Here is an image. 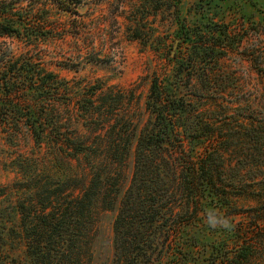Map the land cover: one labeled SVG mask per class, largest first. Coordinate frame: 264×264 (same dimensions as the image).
I'll list each match as a JSON object with an SVG mask.
<instances>
[{
  "label": "trees",
  "instance_id": "obj_1",
  "mask_svg": "<svg viewBox=\"0 0 264 264\" xmlns=\"http://www.w3.org/2000/svg\"><path fill=\"white\" fill-rule=\"evenodd\" d=\"M155 1L100 0L98 15L80 19L79 8L92 9L90 0H0V143L20 141L31 152L8 161L19 178L0 187L17 214L0 215V264H15L4 236L24 247L30 264H85L100 208L115 212L113 264H151L175 243L184 217L193 223L207 208L225 211L240 198L264 204V42H256L263 29L254 33L244 23L190 29L175 2L179 50L194 41L208 62L222 67L228 55L235 59L204 67V87L192 91H180L179 72L184 61L197 65L195 56H182L172 76L167 69L154 73L145 121L125 108L139 100L132 89L100 78L66 79L47 66L55 58L59 68L77 73L91 63L88 54L102 55L96 61L105 66L109 58L116 62V49L124 56L125 40L145 45L155 29L147 16L156 8L148 3ZM245 60L258 67L233 72ZM252 80L256 100L242 96ZM125 165H132L129 179ZM253 207L228 215L243 213L261 234L250 240L246 231L212 245L210 264H253L264 249V207Z\"/></svg>",
  "mask_w": 264,
  "mask_h": 264
},
{
  "label": "rangeland",
  "instance_id": "obj_2",
  "mask_svg": "<svg viewBox=\"0 0 264 264\" xmlns=\"http://www.w3.org/2000/svg\"><path fill=\"white\" fill-rule=\"evenodd\" d=\"M90 1L92 2V9L87 10L84 6L79 8V14L82 16L80 19H86L90 14L96 16L101 12L98 9L99 6L95 7V3L100 0ZM175 2L177 3L180 19L190 29H195L198 26L200 29L207 31V29H221L224 24L234 26L235 24L244 23V25L249 26V31H255L254 33L263 29L261 31L262 35L256 42H264V0H156L155 2L148 3L149 7L156 8V12L155 10L154 12L149 11V15L147 16V21L155 29L150 31L149 40L145 45L140 43V41L125 40L121 44L124 56L116 49L114 56L116 62L110 63V58L105 62L106 58H103L106 63L105 66H102L103 64L99 65L98 61H96V57H102V55L88 54L87 57H89L91 63L87 64L84 70H80L77 73L69 71L66 68H59L53 62L55 58H52L47 66L57 73L58 76L66 79L72 77L83 79L86 77L87 80H95L96 78H100L107 84L116 85L117 89L120 88L128 92L132 89L135 95L139 96V100L131 105H126L125 108H130L134 111L135 115L143 118L145 121L148 118V113L144 108V100L149 77L154 73L162 74L167 69L170 76H172L171 74L175 72V69L180 67L179 63L182 60V56H188L189 59L195 56L198 61L197 65H191L188 61H184L180 67L181 72H179V75L182 77H180L182 79L181 84L183 85L180 91L186 88L189 89L188 91H192L194 87L198 89L204 87L205 78L202 79L200 75L204 67L209 69H211L210 67L224 68L225 65H229L231 59H235V55L232 57L228 55L227 59L223 60L222 67L220 63L215 65L213 62H208L201 58V48L194 41L191 43L184 42L181 45V50H179L180 48L176 45L172 36L175 24L172 21L171 12L174 9ZM43 49V52L47 55L55 54L53 46L46 48L43 46ZM174 53L177 55L175 58L173 57ZM244 64L245 67H232L234 68L233 72L243 73L247 70H252V67H258L256 64L249 65L248 60H245ZM231 65H233V62H231ZM79 66L81 67V65ZM186 72L188 74L191 73L190 80L185 79L186 76L182 75ZM255 85L256 81L252 80L251 83L245 86L249 87L250 90L245 91L242 96L256 100L255 91H252ZM0 141L3 142V140ZM20 154L31 155L30 148L26 149L20 141H14L12 147L0 143V187L13 182L16 177L19 178L11 170V165L7 163L10 159L18 157ZM34 157L35 161H38L37 157L40 159L41 156L39 153H36ZM46 166L48 165H37L36 168L43 170ZM131 166L125 165V173L128 179L130 177ZM55 167L56 165H52V168ZM261 179L264 181V178ZM9 205L8 201L0 196V215L4 214L8 220L16 219L17 214ZM259 206L264 207V204L255 206L253 201L240 198L232 201L231 206L226 207L225 211L220 210L218 206L207 208L201 214V218H197L193 223L188 222L189 217H184L183 225L185 226L176 239L174 235L171 237L172 242L175 240V243H170L165 250L158 253L151 264H210L212 245L216 247L218 244L228 243L236 234L240 235L246 231H252L250 240H255L261 234L259 228L256 227L257 223L253 219L245 217L243 213L233 215H228V213L245 212L250 207L256 209ZM97 211L98 229L94 246H92L93 257H87L88 259L84 263L113 264L115 253L112 248L111 228L115 212L103 208L97 209ZM257 212H253V215H256ZM10 225L11 222L8 221L6 226ZM4 238L2 237V242L6 243L5 253L8 259L11 260V263L30 264L29 259L24 253V247L15 239ZM262 258H264V249L260 247L256 250V256L252 263L264 264Z\"/></svg>",
  "mask_w": 264,
  "mask_h": 264
}]
</instances>
